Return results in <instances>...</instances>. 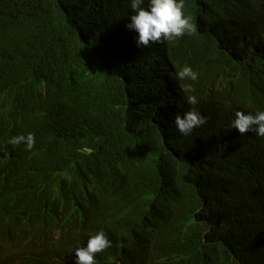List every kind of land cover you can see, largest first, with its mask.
<instances>
[{
    "label": "trees",
    "instance_id": "trees-1",
    "mask_svg": "<svg viewBox=\"0 0 264 264\" xmlns=\"http://www.w3.org/2000/svg\"><path fill=\"white\" fill-rule=\"evenodd\" d=\"M184 11L194 33L139 48L130 0H0V264H75L100 230L96 264H264V138L230 129L264 110V0Z\"/></svg>",
    "mask_w": 264,
    "mask_h": 264
},
{
    "label": "clouds",
    "instance_id": "clouds-1",
    "mask_svg": "<svg viewBox=\"0 0 264 264\" xmlns=\"http://www.w3.org/2000/svg\"><path fill=\"white\" fill-rule=\"evenodd\" d=\"M130 9L132 14L126 28L137 34L136 45L139 48L174 41L196 31L191 16L186 15L184 11L185 0H130ZM198 76L197 71L185 65L175 73L174 78L178 81H197ZM180 90L185 93V103L190 108L183 115L177 114L174 124L182 136H189L195 129L205 125L208 118L195 107L198 104L197 96L189 94L195 92L193 85L181 83ZM230 129L238 131L241 135L251 132L264 138V110L255 113L237 110L230 123ZM35 142L32 134L12 137L8 141L14 146L24 143L29 151L33 149ZM84 241L73 249L75 264H96V254L111 247V241L103 230L91 234L88 240Z\"/></svg>",
    "mask_w": 264,
    "mask_h": 264
},
{
    "label": "rangeland",
    "instance_id": "rangeland-1",
    "mask_svg": "<svg viewBox=\"0 0 264 264\" xmlns=\"http://www.w3.org/2000/svg\"><path fill=\"white\" fill-rule=\"evenodd\" d=\"M0 255H1V251H0Z\"/></svg>",
    "mask_w": 264,
    "mask_h": 264
}]
</instances>
